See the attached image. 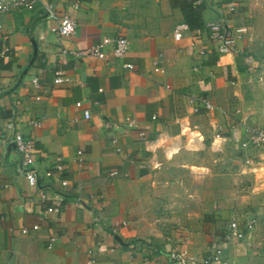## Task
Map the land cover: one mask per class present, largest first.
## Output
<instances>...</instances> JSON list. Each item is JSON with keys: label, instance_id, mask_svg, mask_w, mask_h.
Returning a JSON list of instances; mask_svg holds the SVG:
<instances>
[{"label": "crops", "instance_id": "obj_1", "mask_svg": "<svg viewBox=\"0 0 264 264\" xmlns=\"http://www.w3.org/2000/svg\"><path fill=\"white\" fill-rule=\"evenodd\" d=\"M198 1L208 9L207 21L217 16L209 0ZM66 15L78 28L62 38L51 27ZM180 23L185 20L173 0H56L55 18L41 7L0 14V134L14 121L16 132L35 139L32 169L39 177L30 183L12 134L0 135V264H176L177 256H209L219 247L222 263L264 264V223L244 239L225 240L232 219L264 218V178H254L252 192L235 194L232 204L192 210L187 220L157 218L149 210L153 174L180 151L200 152L210 140L214 146L218 126L225 141L245 139L240 129L231 131L234 120L264 124V71L252 76L258 83H248L249 58L220 54L207 32L190 28L177 38ZM118 35L129 39L125 59L72 54ZM3 48L10 58L1 57ZM127 62L134 69H126ZM56 71L70 81L55 84ZM206 93L219 110L196 113ZM126 117L136 119V127L107 128ZM36 120L41 127L32 125ZM115 135L121 153L112 144ZM254 150L264 158V149ZM59 157L62 172L55 168ZM252 171L264 173V161ZM58 201L61 211L48 212Z\"/></svg>", "mask_w": 264, "mask_h": 264}, {"label": "rangeland", "instance_id": "obj_2", "mask_svg": "<svg viewBox=\"0 0 264 264\" xmlns=\"http://www.w3.org/2000/svg\"><path fill=\"white\" fill-rule=\"evenodd\" d=\"M209 1L212 6L217 7L216 15L224 13L233 29L244 28L238 38L239 51L252 63L248 83H258V79L252 76L264 71V0ZM230 3L236 5L233 13L228 12L227 5ZM262 81L260 83L264 84V79ZM241 140L239 136L229 141L224 140L218 147H214L210 140V144L207 143L210 147L200 152L186 149L180 151L153 174V180L148 186L152 199L149 210L156 212L154 216L157 218L179 215L186 216L187 220L192 210L203 212L211 206L214 212L219 209V201L232 204L234 200L231 199H234L235 194L252 192L256 183L254 178H264L263 172L252 171L253 165L264 161V158L257 156L260 150H242ZM247 155H250V164H246ZM202 166L206 168L203 169ZM246 206L244 210L247 209Z\"/></svg>", "mask_w": 264, "mask_h": 264}, {"label": "built area", "instance_id": "obj_3", "mask_svg": "<svg viewBox=\"0 0 264 264\" xmlns=\"http://www.w3.org/2000/svg\"><path fill=\"white\" fill-rule=\"evenodd\" d=\"M200 1H197L195 5H199ZM228 6V12L233 13L236 10V5L230 3ZM43 8L48 16L51 18L56 17V0H0V14L11 13L15 10H28L35 11L38 8ZM1 28V25H0ZM78 28L77 20L70 17L64 16L59 19L58 23L51 27V31L55 33L59 37H72L76 34ZM190 31V26L185 23H180L175 28V35L177 38H183L185 33ZM198 35L207 32L209 40L215 45L217 51L220 54H238L239 45L238 38H240L242 32H244V28L233 29L232 25L228 22L224 13L218 14L212 20H209L205 23L204 27L196 30ZM199 42V41H198ZM197 41H193V46L198 44ZM129 48V39L124 35H118L117 37L110 39L105 38L103 41L95 44L86 50L73 51L72 54L78 58H83L85 56H94L97 58H115V59H125L126 54ZM199 53L203 54L204 51L200 50ZM1 57L10 58V54L8 53V49L3 48L1 50ZM126 69H134L135 65L133 63L127 62L124 64ZM202 66L197 65L194 69L199 71ZM70 81V77L63 75L61 71H56L54 83L59 84L62 82ZM35 87H38V79H34ZM3 81L0 77V94L3 92ZM232 85L236 84V81H231ZM100 92L103 89H99ZM84 102L78 101L76 102V106L79 108H83ZM201 109L206 110V112L213 113L219 110L218 106L215 104L213 98L209 94H204L198 101L195 106L194 111L196 113H200ZM92 116L90 109H84V117L86 119H90ZM153 118H156L153 116ZM137 121L133 117H126L122 122L117 123H107L106 126L108 129L117 130L122 125H127L129 127H136ZM32 125L35 127H41L42 123L39 120L32 121ZM15 122L9 121L6 124V127L1 132V136L7 137L12 134L13 140L12 142L15 144L16 149L21 157V171L26 174L28 180L32 184H37L39 182V177L37 173L32 169L34 165V153L36 141L33 137L27 136L22 132L15 131ZM224 127L218 126L216 128V140L214 142V146L218 147V144L221 145L222 141L227 138L224 136ZM231 131L236 132L237 130L243 131L246 134V138L241 140V148L245 152L254 149H264V124L261 123H248L246 121H236L230 125ZM141 137H145L146 133L144 131L140 132ZM112 144L116 152L121 153L123 151V147L120 143L119 137L115 135L112 138ZM79 155L82 154L81 151L78 152ZM246 164L251 163V159L249 155L245 158ZM56 170L58 172H62L65 169V163L61 157H59L56 161ZM119 170H113L111 175H118ZM46 176H53V171H47ZM63 184H68L67 180L62 181ZM42 198L45 199L47 195L45 193L41 194ZM62 201H58L55 205L48 208V212L57 213L61 211ZM264 223V218L260 216H251L243 223L240 218H234L229 223L225 240H240L246 238V236L253 232L258 225ZM39 225H34V229H38ZM24 234L28 233V229L24 228L22 230ZM89 254L91 255L90 263H95V251L90 249ZM222 254L223 250L221 247L216 248L212 254L209 256H177L175 258L174 263L176 264H221L222 263ZM227 264V263H222Z\"/></svg>", "mask_w": 264, "mask_h": 264}, {"label": "trees", "instance_id": "obj_4", "mask_svg": "<svg viewBox=\"0 0 264 264\" xmlns=\"http://www.w3.org/2000/svg\"><path fill=\"white\" fill-rule=\"evenodd\" d=\"M198 0H173V6L179 8L185 22L191 29L197 30L204 27L207 22L208 9L205 4L195 5Z\"/></svg>", "mask_w": 264, "mask_h": 264}, {"label": "water", "instance_id": "obj_5", "mask_svg": "<svg viewBox=\"0 0 264 264\" xmlns=\"http://www.w3.org/2000/svg\"><path fill=\"white\" fill-rule=\"evenodd\" d=\"M33 43H34V55H33V58L31 60L32 63L34 62V60L36 59L37 54H38V45L35 41H33Z\"/></svg>", "mask_w": 264, "mask_h": 264}]
</instances>
